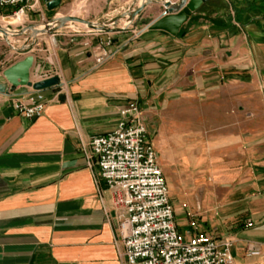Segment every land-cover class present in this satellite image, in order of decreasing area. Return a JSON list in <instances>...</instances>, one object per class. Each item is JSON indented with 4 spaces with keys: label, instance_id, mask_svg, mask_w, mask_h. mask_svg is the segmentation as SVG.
Segmentation results:
<instances>
[{
    "label": "crops",
    "instance_id": "0c3cea01",
    "mask_svg": "<svg viewBox=\"0 0 264 264\" xmlns=\"http://www.w3.org/2000/svg\"><path fill=\"white\" fill-rule=\"evenodd\" d=\"M51 1L48 11L73 0L54 8ZM129 1L123 4L132 10ZM154 1L157 12L144 10L138 20L162 14ZM143 29L114 37V56L100 66L83 38L55 39L47 56L14 47L0 83H7L4 69L30 54V80L49 73L59 84L43 90L47 105L33 120L11 105L31 87L0 93V264H123L116 212L90 140L116 129L130 101L142 107L143 98L218 88L227 96L212 101L222 122L213 115L209 131L191 135L206 155L208 183L193 181L201 197L188 207L181 197L171 200L176 223L187 236L228 242L235 264H264V0H208L176 36ZM234 103L242 108L236 118L225 108ZM248 244L263 254L248 256Z\"/></svg>",
    "mask_w": 264,
    "mask_h": 264
},
{
    "label": "built area",
    "instance_id": "2783aa9c",
    "mask_svg": "<svg viewBox=\"0 0 264 264\" xmlns=\"http://www.w3.org/2000/svg\"><path fill=\"white\" fill-rule=\"evenodd\" d=\"M40 1L0 0V10L13 8V16H25ZM89 33L82 45L94 56L95 65L111 60L114 39L110 33ZM53 76L39 74L36 81ZM11 105L19 115L33 120L44 113L47 99L43 90L31 88L23 97L12 99ZM90 146L116 212L123 264H235L228 242L221 244L210 233L187 236L179 231L169 186L138 101L128 102L120 110L116 129L93 136ZM262 254L258 246L248 244V256Z\"/></svg>",
    "mask_w": 264,
    "mask_h": 264
},
{
    "label": "rangeland",
    "instance_id": "374dc122",
    "mask_svg": "<svg viewBox=\"0 0 264 264\" xmlns=\"http://www.w3.org/2000/svg\"><path fill=\"white\" fill-rule=\"evenodd\" d=\"M79 1H67L48 11L45 0H41L36 10L26 11L25 16L17 15L22 19L19 23H8L5 26L7 30L0 27L4 31L12 33L13 36H11L14 38L10 40L8 38L9 35L0 34V71L13 59L12 53L15 51L14 47L16 44L22 47L26 44V47L22 49L25 52L36 48L39 54L47 56L48 51L46 52V49L53 47L52 38L59 40L60 38L78 37L85 39L90 37L89 32L91 30L79 29L75 27V23H69L71 21H55L53 25L57 27H53L52 30L47 29V24L54 19L63 16H74L71 12L72 7ZM129 2L134 3L132 8H137L143 3V1L138 3V1L134 0ZM154 2L156 1H153L152 4ZM123 3H125L124 0H86L84 6L89 7V10L87 13H82L80 18L82 17L93 23L110 22L113 18L128 13L131 7L127 8ZM152 4L146 7L145 12H157L156 7ZM12 11L13 8L0 10V21L4 19L10 20L13 17ZM124 18L126 19V16L120 19ZM149 20L150 17L145 15L141 20L135 19L128 25L126 23L119 25L117 22L113 27H110L109 31H104L103 33H110L113 38L123 36L129 34L127 32L131 30L137 32V25L140 28H145L150 23L148 22ZM43 25L45 29L43 32L38 33L36 28H43ZM212 93L214 95H211ZM151 94L154 95L155 92H150L147 95ZM226 97L221 89L218 88L203 95L187 92L181 95L165 96L164 99H155V103L152 101L147 102V98L142 99L143 121L148 129L149 140L153 143L158 153V160L169 186L171 200L176 196L181 197L182 203H186L188 207L191 200L195 202L201 197V194L200 196L197 194L193 181L207 184L209 166L206 155L202 154L201 149H198L194 144L196 140L192 139L191 135L195 131H209L216 124L212 119L213 115L219 113L218 123L222 122L220 121L222 120V107L214 104L215 102L220 103ZM212 101H214V104ZM234 104L225 108L226 111H230L231 115L235 114L234 118H236L238 111H242V108L236 106V103ZM196 158L197 162H194Z\"/></svg>",
    "mask_w": 264,
    "mask_h": 264
},
{
    "label": "water",
    "instance_id": "95a60500",
    "mask_svg": "<svg viewBox=\"0 0 264 264\" xmlns=\"http://www.w3.org/2000/svg\"><path fill=\"white\" fill-rule=\"evenodd\" d=\"M153 1L154 0H143V3L140 6L129 10L128 13L131 22L137 19L146 9V7L152 4ZM207 1L208 0H179V2H172L171 0H161L162 6L164 8L162 14L148 23L143 30H162L176 36L182 26L187 22L188 18L194 12H196L203 3ZM59 4L60 0H52L48 4V7L54 8ZM122 16H124V14ZM122 16L115 17L111 20L113 22L112 27L118 22L120 18H122ZM57 19L62 22L77 21L87 23L93 26L94 30L92 31L107 32L109 29H111L110 26H107L104 23L96 27L93 22L77 16H63ZM52 22L47 24L48 30H52L53 27H57L52 25ZM33 61V55H28L24 59L4 69L2 73L7 80V83H0V93L9 94L18 86H29L34 90H45L59 84L58 76H53L38 81H31L30 69L33 65Z\"/></svg>",
    "mask_w": 264,
    "mask_h": 264
},
{
    "label": "bare ground",
    "instance_id": "6f19581e",
    "mask_svg": "<svg viewBox=\"0 0 264 264\" xmlns=\"http://www.w3.org/2000/svg\"><path fill=\"white\" fill-rule=\"evenodd\" d=\"M86 0H80L79 2H77V3H75V5H73V7H72V14L74 15V16H81V14L82 13H87L88 12V10H89V7H86V6H84V2H85ZM143 0H138V3H141ZM172 1V0H171ZM172 2H175V1H172ZM176 2H179V0H176ZM72 6V5H71ZM124 16H126V19H127V22H126V19L124 18V19H119L118 20V24L119 25H123V24H125L126 23V25H128V24H130L131 23V19H130V17H129V13H125L124 14ZM123 17V16H122ZM82 18V17H81ZM22 19H21V17L20 16H13L10 20H7V19H4V20H2V21H0V27L1 28H4L5 29V26H7V24L8 23H12V24H16V23H19L20 21H21ZM61 22L59 19H56V20H54L53 22H52V25H53V23L54 22ZM69 23H75L76 24V26L75 27H77V28H79V29H84V30H87V31H92V30H94V28H93V26H91V25H89V24H87V23H83V22H77V21H74V22H69ZM104 24L105 25H107V26H110V27H112V24H113V22L112 21H110V22H104ZM60 25V24H59ZM58 25V26H59ZM94 25L96 26V27H98L99 25H102V23H97V22H94ZM45 29V26L43 25V28H36V31L38 32V33H41V32H43V30ZM5 30H7V29H5ZM5 32L6 31H4L3 29H1V31H0V34H4L5 36H7V35H9L8 36V38L10 39V40H13L14 38L12 37L13 36V34L12 33H8V32H6V34H5ZM12 35V36H11ZM52 43L54 44L55 43V40L52 38Z\"/></svg>",
    "mask_w": 264,
    "mask_h": 264
}]
</instances>
